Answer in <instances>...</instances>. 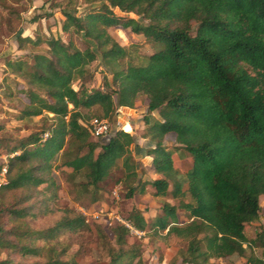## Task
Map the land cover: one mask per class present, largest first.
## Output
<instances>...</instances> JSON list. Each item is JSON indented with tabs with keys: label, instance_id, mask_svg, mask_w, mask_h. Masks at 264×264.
<instances>
[{
	"label": "trees",
	"instance_id": "1",
	"mask_svg": "<svg viewBox=\"0 0 264 264\" xmlns=\"http://www.w3.org/2000/svg\"><path fill=\"white\" fill-rule=\"evenodd\" d=\"M55 6L64 17L61 32L84 37L95 50L60 36L16 35L18 49L34 50L6 61L28 101L15 118L40 119L17 139L0 123V146L15 142L6 149L7 182L0 189V264H75L89 246L107 264H141L128 227H112L110 237L74 208L58 206L55 173L71 182L81 176V191L96 202L99 184L118 164L126 198L149 184L153 195L179 199L163 202L150 222L135 208L127 216L138 231H166L185 242L175 262L214 264L237 255L244 264H262L264 226L253 239L246 228L259 219L264 196V0H60ZM81 6L90 8L78 14ZM117 26L142 35L151 52L121 45L109 32ZM98 56L107 72L95 88L90 66ZM139 95L147 99L140 137L151 143L145 154L157 175L143 183L130 153L133 135L119 129L91 141L89 123L111 120L117 107L134 108ZM170 136L191 157L185 173L165 145ZM72 246L75 255L67 254Z\"/></svg>",
	"mask_w": 264,
	"mask_h": 264
},
{
	"label": "rangeland",
	"instance_id": "2",
	"mask_svg": "<svg viewBox=\"0 0 264 264\" xmlns=\"http://www.w3.org/2000/svg\"><path fill=\"white\" fill-rule=\"evenodd\" d=\"M60 0H0V123H3L6 131L12 138L26 136L33 126V123L40 119V116L29 120L18 121L15 118L17 110L22 109L27 104V98L21 89L23 81L13 74L6 65V61L14 60L17 57L28 58L34 50L32 45L20 50L17 47L16 35L30 37L32 39H45L52 36H60L64 41L73 40L80 49L91 45L95 50V44L80 35H67L61 32V23L64 19L60 7L56 3ZM94 7L98 4L92 5ZM89 6L78 8V14L88 10ZM115 13L124 15L115 9ZM127 16L140 20V17L133 14ZM110 34L124 46L137 44L138 51L150 53L151 46L145 42L142 35L134 34L129 29L120 26L110 27ZM45 45L42 44L37 50H42ZM35 49V50H36ZM91 71L94 73V80L89 83L91 87H101L102 77L107 72L103 66L100 56L91 63ZM109 79L111 76L107 73ZM117 107L111 120L110 134L112 135L119 129L128 130L134 137V142L130 146V153L135 162L137 172L136 181L148 182L157 177L151 167V157L145 154V149L151 146L146 139H140V133L143 129L142 117L147 111V99L144 95H139L134 108ZM87 115L86 110H82ZM157 117L156 112L152 113ZM89 124V123H88ZM6 132V133H7ZM91 141H98L90 137ZM15 142H6L0 146V163L7 161V147ZM165 145L172 148L174 164L180 173H185L191 167V157L188 153L176 148L173 137H168ZM60 159L57 158L56 161ZM124 175L120 164L115 166L107 179L99 184L98 196L100 199L96 202L91 201L89 192L81 191L83 178L77 176L74 182L66 179L65 175L55 173L54 176L58 183V206H70L85 216L87 224H99L111 237L112 227L127 221V216L132 208L138 209L143 216L150 222L156 214L160 212L163 202H169L177 205V198H173L169 193L165 196L153 195V188L149 184L145 186V192L141 195L135 194L132 198H126V187L118 181ZM171 189V187H170ZM116 194V195H115ZM117 196V197H116ZM184 200L188 195H184ZM261 212L257 221L247 226L246 234L248 239H253L255 232L264 226V196L260 197ZM180 220L185 218L180 211ZM166 231L155 234L151 229L144 232L131 233L127 237L129 244H136L140 248L141 264H179L174 261L179 249L185 247V242L174 236H165ZM255 254L259 255V250L254 247ZM79 250L76 246L69 247L67 254L75 255ZM75 264H107V262L98 255L94 246L86 247L77 253ZM17 259V258H16ZM138 258L134 260L136 262ZM214 264H244V259L237 255L217 259Z\"/></svg>",
	"mask_w": 264,
	"mask_h": 264
},
{
	"label": "built area",
	"instance_id": "3",
	"mask_svg": "<svg viewBox=\"0 0 264 264\" xmlns=\"http://www.w3.org/2000/svg\"><path fill=\"white\" fill-rule=\"evenodd\" d=\"M89 123L91 126L90 128L91 136L93 138L107 140L111 136L110 125L107 119L93 118ZM6 173H7V165L6 162H4L2 163V167L0 169V189L7 182ZM121 224L128 227L131 233L139 232L138 230L134 229L128 221H123ZM262 264H264V259H262Z\"/></svg>",
	"mask_w": 264,
	"mask_h": 264
},
{
	"label": "crops",
	"instance_id": "4",
	"mask_svg": "<svg viewBox=\"0 0 264 264\" xmlns=\"http://www.w3.org/2000/svg\"><path fill=\"white\" fill-rule=\"evenodd\" d=\"M140 139H143V138H140ZM143 140H145V139H143ZM147 140V139H146ZM148 142H149V140H147ZM151 144V143H150Z\"/></svg>",
	"mask_w": 264,
	"mask_h": 264
}]
</instances>
